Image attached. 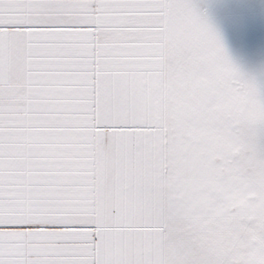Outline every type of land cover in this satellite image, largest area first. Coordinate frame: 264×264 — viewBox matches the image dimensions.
<instances>
[{"label": "snow or ice", "instance_id": "obj_1", "mask_svg": "<svg viewBox=\"0 0 264 264\" xmlns=\"http://www.w3.org/2000/svg\"><path fill=\"white\" fill-rule=\"evenodd\" d=\"M264 0H0V264H264Z\"/></svg>", "mask_w": 264, "mask_h": 264}, {"label": "rangeland", "instance_id": "obj_2", "mask_svg": "<svg viewBox=\"0 0 264 264\" xmlns=\"http://www.w3.org/2000/svg\"><path fill=\"white\" fill-rule=\"evenodd\" d=\"M253 3L258 2V0H252ZM247 39L242 45H238V47L243 46L246 44V48L251 46V52H247V56H253L258 51L264 49V28H261L256 25H251L247 30Z\"/></svg>", "mask_w": 264, "mask_h": 264}, {"label": "crops", "instance_id": "obj_3", "mask_svg": "<svg viewBox=\"0 0 264 264\" xmlns=\"http://www.w3.org/2000/svg\"><path fill=\"white\" fill-rule=\"evenodd\" d=\"M239 49H240L241 53L244 54V55H246L247 52H251V50H252L251 46H250L248 48V51H247L246 44H244V48H243V46H240Z\"/></svg>", "mask_w": 264, "mask_h": 264}]
</instances>
